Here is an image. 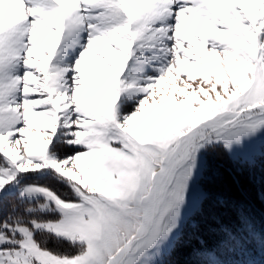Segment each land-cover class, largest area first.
<instances>
[{"label":"snow or ice","instance_id":"6c2138e0","mask_svg":"<svg viewBox=\"0 0 264 264\" xmlns=\"http://www.w3.org/2000/svg\"><path fill=\"white\" fill-rule=\"evenodd\" d=\"M0 264H264V0H0Z\"/></svg>","mask_w":264,"mask_h":264},{"label":"rangeland","instance_id":"374dc122","mask_svg":"<svg viewBox=\"0 0 264 264\" xmlns=\"http://www.w3.org/2000/svg\"><path fill=\"white\" fill-rule=\"evenodd\" d=\"M41 182L43 183V182H48L47 181V178H43L42 180H41Z\"/></svg>","mask_w":264,"mask_h":264}]
</instances>
